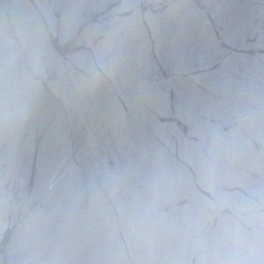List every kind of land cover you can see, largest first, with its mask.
<instances>
[{
	"label": "water",
	"instance_id": "1",
	"mask_svg": "<svg viewBox=\"0 0 264 264\" xmlns=\"http://www.w3.org/2000/svg\"><path fill=\"white\" fill-rule=\"evenodd\" d=\"M0 264H264V0H0Z\"/></svg>",
	"mask_w": 264,
	"mask_h": 264
}]
</instances>
